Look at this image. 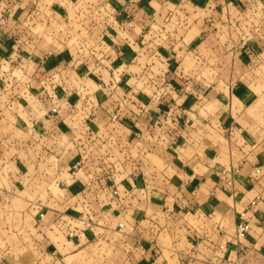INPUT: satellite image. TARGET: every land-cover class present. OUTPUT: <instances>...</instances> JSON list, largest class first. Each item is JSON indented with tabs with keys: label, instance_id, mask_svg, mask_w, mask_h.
Listing matches in <instances>:
<instances>
[{
	"label": "crops",
	"instance_id": "crops-1",
	"mask_svg": "<svg viewBox=\"0 0 264 264\" xmlns=\"http://www.w3.org/2000/svg\"><path fill=\"white\" fill-rule=\"evenodd\" d=\"M51 2L42 13V0H0V221L33 216L50 264H74L66 258L94 244L118 256L107 264H264V40L245 26L264 0ZM80 2L79 13L106 20L40 48L36 18L52 22ZM184 3L200 14L168 32ZM238 26L239 63L227 51L240 40L224 32ZM189 32L176 55L157 47V36ZM169 103L174 125L163 122ZM37 183L56 186L47 205L37 196L26 211L8 208Z\"/></svg>",
	"mask_w": 264,
	"mask_h": 264
},
{
	"label": "rangeland",
	"instance_id": "rangeland-1",
	"mask_svg": "<svg viewBox=\"0 0 264 264\" xmlns=\"http://www.w3.org/2000/svg\"><path fill=\"white\" fill-rule=\"evenodd\" d=\"M51 1L52 0H42L43 3H40V8L42 9V13L43 10L46 9V7L48 8V6H50L51 3H53ZM83 2L78 3L76 6L74 5L75 7L68 5V9L66 13L63 14V12L62 13L60 12L64 16H60L61 14L55 15L57 13H54L53 15L57 16V18H54V21L52 22L44 19L43 16L41 17V19L35 17L36 20L33 23V27L31 26L32 28L31 33L32 35H35L34 37L37 38V40H39L38 43H40L39 45L40 48L48 51L51 50L54 46H58L60 44L58 42L59 38H61V40H64L66 39L65 37H67L68 39L71 40L72 37L74 39H79L85 36H91L93 33V31H91L92 28V25L90 24L92 22L91 19L93 17H96L97 19L95 20H98V18L104 17V20H106L107 18L105 14L106 12H104L103 15H101L100 17H98V14L101 11L97 13L91 12L87 14L85 12L79 13V10L81 9L80 7L82 6ZM78 5L80 7H77ZM168 11L170 12V10ZM44 12H45L44 16L47 15L46 13H49V11H44ZM174 12L175 11H172L167 22L172 23L173 21H177L176 23L177 25L175 24H173L172 26L168 25L167 27L168 32H170L171 27L178 28L180 32H181V28L184 29L185 26H186V30H189L188 24L191 23V20L195 16H198V14H200L198 12H201V10L193 11L192 8L189 7V4L187 6L184 3V7L177 10V12L175 13ZM250 17L251 19L248 20V22L245 24V26L247 27V31L253 33L256 31L259 34L258 37L260 38V40H264V9L259 10V12L258 9L254 10L253 12L251 11V13L249 14V18ZM184 18L185 19L188 18L187 22L184 20ZM180 19L182 20L183 25H180L179 22ZM238 29L239 30L231 29L230 32L225 30L224 32L227 33L228 35L233 34V36L230 37H234V38L237 37L236 39L240 40V42H238L237 44L233 42L231 44L233 46H231L227 51V53L231 56V58L239 63V60L236 59L238 56H240L239 54L240 51L244 50L245 44L242 45L244 39L241 37L243 34H240L243 33V30L240 28V26H238ZM168 32L166 35H168ZM190 35L191 33L189 32V36H157L159 38L156 40V43L158 44L157 47H161L162 49L163 46L166 44L168 46L167 48L168 51H172V49L178 51L181 47H183L182 45H180L182 43L180 42V40H182V38H185L186 41L189 42L190 39L192 38V36ZM155 51H153L151 54H153ZM172 52H174L172 53L173 55H176V51H172ZM249 55L250 54L247 53V56ZM160 56L164 57V54L161 53ZM217 58L219 61H222V56L219 57L218 55ZM174 59H177V57H174ZM209 61L212 62V58ZM150 62L152 66L155 65L158 66L157 68L153 69L155 72L153 73L154 77H162V72H163L162 69L164 70L165 68L164 65H161L162 63L160 64L158 59L156 58L152 59ZM217 64L221 65L220 63ZM186 65L187 66L192 65V60L190 56L186 58ZM232 65L233 64L231 63V66ZM259 79L261 80L259 82L260 84L262 81H264V74L263 75L260 74ZM154 81L160 82L161 80H158L156 78V80ZM159 95L162 96L163 93L158 94L157 91H155L151 97L157 98ZM173 105H174L173 103H169L168 107ZM173 107H174L173 110L176 111L177 110V108H175L176 106L174 105ZM174 115H176V113H174ZM173 122L174 121H172V123ZM172 123L171 122L167 123L166 126H168L169 129L172 127V130L178 128L176 126H175L176 128L171 126ZM174 124L176 123H173V125ZM157 144H159L158 140H157ZM38 184L39 183H37L32 187H27V189L19 193L18 198H20V200H16L14 203L8 204V208H14V210L22 211V212L26 211L31 207L29 202L26 201L27 200L26 198H28L29 200L32 199L36 200L37 196H40L39 202L42 203V205H47L46 199L50 194L49 190H51L53 193H56L57 192L56 186L55 185L50 186L49 184L46 183H42V185H40L41 183L39 185ZM48 187H50V189ZM33 220H34L33 216L29 214L26 215L24 214L23 216V214L21 213L17 214L16 216L8 215L7 218L1 219L0 228L2 229V234H0V264H50L51 261L50 256L47 254H42V251H40L35 245L34 237L36 231L34 228ZM122 255L123 254L121 253L119 255V258ZM111 256H115V260H117L118 258L116 253L113 254L111 250L99 248L98 244H94L93 246L90 247V249H88V252L86 254L83 251L75 256L66 258L65 261L67 263L74 261L73 262L74 264H107L104 261L108 258H113Z\"/></svg>",
	"mask_w": 264,
	"mask_h": 264
},
{
	"label": "built area",
	"instance_id": "built-area-1",
	"mask_svg": "<svg viewBox=\"0 0 264 264\" xmlns=\"http://www.w3.org/2000/svg\"><path fill=\"white\" fill-rule=\"evenodd\" d=\"M5 21H2V24L4 23ZM173 106H170V107H168L166 110H164L163 111V118L167 121L168 119H173V121L175 120V115H174V113H177V110L176 111H174L173 110ZM58 110H59V108L57 107V106H54L51 110H50V112L52 113V114H56L57 112H58ZM164 122V124H166V122L165 121H163ZM257 172H259V170H256ZM137 173V172H136ZM111 181H113L112 179H111ZM114 193L117 195V196H120L119 195V190L116 188L115 190H114ZM125 195L127 196V197H133V194H132V191L130 190V189H125ZM134 198V197H133ZM44 216H45V213L44 212H41L40 213V216L38 217V219H39V221H42L43 220V218H44ZM95 218V215H93L92 216V218L89 220V222H88V226L89 225H91V223L94 221V220H96V219H94ZM236 229H237V236L238 237H244V236H246V234L249 232V230H250V224L248 223V222H240V223H238L237 224V227H236ZM68 234H69V236L70 237H74L76 234H75V232L74 231H69L68 232ZM232 264H240L239 263V261H235V262H232Z\"/></svg>",
	"mask_w": 264,
	"mask_h": 264
}]
</instances>
